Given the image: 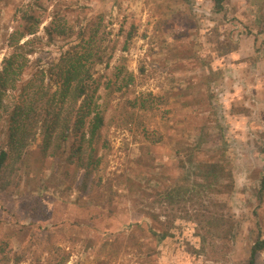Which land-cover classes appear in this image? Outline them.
<instances>
[{
  "label": "rangeland",
  "instance_id": "obj_1",
  "mask_svg": "<svg viewBox=\"0 0 264 264\" xmlns=\"http://www.w3.org/2000/svg\"><path fill=\"white\" fill-rule=\"evenodd\" d=\"M32 9L34 35L19 39ZM92 12L106 15L110 32L109 60L94 77L98 104L109 105L102 129L109 148L96 180L113 195V213L79 194L74 166L32 161L20 196L0 195L9 264L18 257L20 264H247L251 246L264 240V0H224L220 12L214 0H9L0 9V68L15 40L35 45L24 81L56 63L65 43L48 44L44 28L56 14L72 25ZM209 67L214 80L205 84ZM16 96L2 100L1 130ZM197 140L206 154L225 149L231 160L234 189L217 197L235 222L223 259L210 244L196 255L192 225L182 224L178 242L165 246L148 231L145 213L160 211L155 193L180 172L178 145ZM256 263L264 264V252Z\"/></svg>",
  "mask_w": 264,
  "mask_h": 264
},
{
  "label": "trees",
  "instance_id": "obj_2",
  "mask_svg": "<svg viewBox=\"0 0 264 264\" xmlns=\"http://www.w3.org/2000/svg\"><path fill=\"white\" fill-rule=\"evenodd\" d=\"M7 1L0 0V9ZM223 1L214 0L216 12L222 10ZM31 11L23 18L19 39L34 35L33 28L38 22L33 15L35 9ZM62 20V15L56 14L54 22L44 28L48 44L65 43L56 63L24 81L28 58L35 53V45L16 40L10 44V53L1 63L0 109L8 92H17V96L6 130L0 126V195L19 197L24 168L32 161L45 164L51 157L62 161V169L72 165L81 172L77 183L79 194L90 204L112 214L108 208L112 207L113 195L101 192L100 180H96L103 162L100 153L109 148L102 135L109 105L101 109L98 104L101 82L94 77L96 68L109 60L108 21L105 14L93 12L85 18L81 14L72 25ZM134 35L135 30L127 38L131 40ZM203 64L202 67L210 65ZM207 70L208 74H202L205 84L215 74L212 67ZM143 106L146 107L144 103ZM145 134L147 138L154 136L150 129ZM39 135L41 142L35 145ZM178 148L184 154L178 160L180 172L168 187L155 193L153 205L160 211L145 213L148 231L158 246H165L178 242L177 233L182 224L192 225L194 237L200 240L196 255L205 254L210 244L223 259L230 249L235 222L227 203L217 197L229 195L234 189L231 160L225 149L215 150L211 146L213 151L206 154L202 141L198 140ZM7 247L8 243L0 240V264L11 262L5 254ZM261 252H264V240H257L250 248L247 264H257ZM22 261L18 257L13 264Z\"/></svg>",
  "mask_w": 264,
  "mask_h": 264
}]
</instances>
